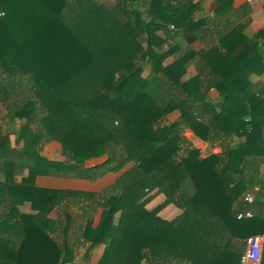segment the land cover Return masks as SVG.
<instances>
[{"label":"trees","instance_id":"1","mask_svg":"<svg viewBox=\"0 0 264 264\" xmlns=\"http://www.w3.org/2000/svg\"><path fill=\"white\" fill-rule=\"evenodd\" d=\"M204 1L0 0V264H90L99 245L95 264H241L246 237L264 231V26L247 32L253 4ZM56 103L92 115L72 107L56 132ZM185 129L220 151L201 155ZM50 141L63 159L39 154ZM169 160L173 204L207 207L220 252L183 227L134 226L123 179L96 194L36 184L93 182L130 162L145 175ZM51 201L55 216L38 218Z\"/></svg>","mask_w":264,"mask_h":264},{"label":"crops","instance_id":"2","mask_svg":"<svg viewBox=\"0 0 264 264\" xmlns=\"http://www.w3.org/2000/svg\"><path fill=\"white\" fill-rule=\"evenodd\" d=\"M244 2V0H234V5L239 6ZM203 4L207 10H211L213 7V4L209 0L204 1ZM253 5L251 13L252 20L247 27L248 33L257 31L264 26V8L262 4H256V7ZM262 54L264 56V43ZM193 72V68L189 67L187 74L191 75ZM262 81H264V75L259 83ZM209 96L215 105L216 102L221 99L219 98L216 90H211L209 92ZM183 134L194 147H203L202 150L205 155L220 151L219 146L210 148L208 142L196 137L190 129H185ZM58 147L60 148V146L54 141H50L47 143L45 150V154H54L57 157L53 156L51 158L46 155L39 154L49 160H59L62 156ZM98 158L100 157H96L94 162H91L86 166L101 163L106 159L102 158V160H99ZM134 168V163L130 162L120 170L110 172L93 182L85 179L60 178L41 175L37 176L36 184L39 186L57 188L63 191L96 194L103 188L123 179L126 182L128 191H131L129 196L131 202L130 207L126 211L125 215L130 216L134 226L138 228H152L157 226L183 227L196 235V237H198L200 241L211 251L215 253L220 252L224 239L217 231L207 207L205 205H200L193 213H187L178 209L173 204V192L177 188L179 176L170 160L162 163L151 173L145 175L141 173L137 174L136 171H134L136 174L131 175L130 173L134 170ZM260 172L264 176V165L261 166ZM58 183L61 186L57 185ZM147 185L150 186L145 188ZM101 213V210H99L96 216L97 221L95 220V224L98 223ZM102 249L103 245H99L95 248L90 264H95L98 261Z\"/></svg>","mask_w":264,"mask_h":264},{"label":"rangeland","instance_id":"3","mask_svg":"<svg viewBox=\"0 0 264 264\" xmlns=\"http://www.w3.org/2000/svg\"><path fill=\"white\" fill-rule=\"evenodd\" d=\"M253 6H257L256 4L255 5H253ZM148 66H146L145 67V74L147 73V71H148ZM47 103H50V102H57L56 101V99L54 98V97H52V98H50V99H48L47 101H46ZM60 104L61 103H56V105L55 106H53V108H51V110H52V112H51V114L48 116V119H47V125H49L50 127H52L51 129L52 130H54L55 129V131L56 132H58V131H62V130H64V128L65 127H67L69 124H71L76 118H77V114L76 113H74L73 112V110L74 109H77L76 111H79L78 113H83V114H90V115H92L91 113H88V112H85V111H83V110H79V108L78 107H74V106H72V107H62V106H60ZM64 104V103H63ZM121 104V103H120ZM62 105V104H61ZM69 106V105H68ZM71 106V105H70ZM121 106H122V104H121ZM3 114V108H1L0 107V116ZM178 111H174L173 113H171V114H169V116H168V119H174L175 117H178ZM94 115V114H93ZM95 116V115H94ZM178 118H180V117H178ZM188 135L190 136V134L188 133ZM57 145H59L60 146V148L59 149H61V144L59 143V142H57V141H54ZM46 146H47V144H45L41 149H40V151H39V153L40 154H42V155H46L47 157H53V156H55V157H57L56 155H51V154H45L46 153ZM196 148H198V147H196ZM199 149V151H200V153H201V155H205V153H204V151L202 150L203 149V147H199L198 148ZM57 155H58V151H57ZM101 156H103V157H101ZM101 156H98V157H100V158H98L99 160H102V158L104 159V158H106V155H101ZM60 157V156H59ZM61 159H63V157H60ZM48 159V158H47ZM95 159H96V157H94V158H90V159H87L86 161H85V165H87V164H89V163H91V162H94L95 161ZM91 160H93V161H91ZM57 185H59V183L57 184ZM59 186H61V185H59ZM54 202L53 201H51V203H49L46 207H44L42 210H41V212L40 213H38L37 214V216H38V218H42L43 216H45V215H47V216H51V217H54L55 216V209H54ZM22 209H24V210H28V207H23ZM96 221H97V217H96Z\"/></svg>","mask_w":264,"mask_h":264},{"label":"built area","instance_id":"4","mask_svg":"<svg viewBox=\"0 0 264 264\" xmlns=\"http://www.w3.org/2000/svg\"><path fill=\"white\" fill-rule=\"evenodd\" d=\"M250 4H264V0H244ZM245 202L249 203L253 200V194L246 192L243 195ZM252 213L249 210H242L237 212L236 217L238 219L243 217H251ZM264 262V231L256 234H252L246 237L245 246L240 255L241 264H260Z\"/></svg>","mask_w":264,"mask_h":264},{"label":"water","instance_id":"5","mask_svg":"<svg viewBox=\"0 0 264 264\" xmlns=\"http://www.w3.org/2000/svg\"><path fill=\"white\" fill-rule=\"evenodd\" d=\"M221 105H222V99H220L219 101L216 102L217 107H221Z\"/></svg>","mask_w":264,"mask_h":264}]
</instances>
